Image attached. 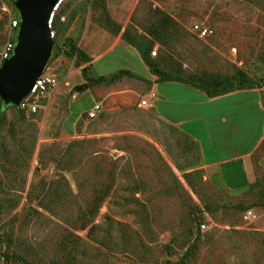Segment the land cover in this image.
<instances>
[{
	"label": "rangeland",
	"instance_id": "1",
	"mask_svg": "<svg viewBox=\"0 0 264 264\" xmlns=\"http://www.w3.org/2000/svg\"><path fill=\"white\" fill-rule=\"evenodd\" d=\"M14 18L0 0V51ZM51 30L56 86L34 113L0 115V264H175L192 245L189 264H264V179L249 157L264 134V0H65ZM149 51L162 71L240 70L260 88L209 99L156 84L138 61ZM120 69L141 80L88 81Z\"/></svg>",
	"mask_w": 264,
	"mask_h": 264
},
{
	"label": "water",
	"instance_id": "2",
	"mask_svg": "<svg viewBox=\"0 0 264 264\" xmlns=\"http://www.w3.org/2000/svg\"><path fill=\"white\" fill-rule=\"evenodd\" d=\"M57 0H13L18 24L10 56L0 65V104L17 108L41 74L52 41L47 20ZM85 85L76 86L81 92Z\"/></svg>",
	"mask_w": 264,
	"mask_h": 264
},
{
	"label": "trees",
	"instance_id": "3",
	"mask_svg": "<svg viewBox=\"0 0 264 264\" xmlns=\"http://www.w3.org/2000/svg\"><path fill=\"white\" fill-rule=\"evenodd\" d=\"M166 33V32H165ZM150 35V34H149ZM152 43L159 41V35L153 36L150 35ZM135 47V46H133ZM150 52V51H149ZM149 52H147L148 56H143L141 53L139 54L140 60L147 67L149 74L154 78V83H179L184 86L190 87L202 93L206 98H214L218 96H222L225 94H229L235 91H248L256 88H260V83L257 79H254L248 76L246 73L235 70L229 75H218L213 73H188L184 76L181 74V70L178 66H172L170 68V72L160 70L157 65L158 62H168V59H165L164 56H159L156 60L155 58H149ZM161 53V52H160ZM67 56H74L75 59L86 60V56L83 52H81L78 48H76L73 44L69 43V51L66 52ZM155 56V55H154ZM84 71V69H83ZM121 77H128L141 80L138 76H135L130 71L125 69H120L110 75L109 77L98 76L96 78L88 79V81L98 84L104 83L106 85H112L116 81H118ZM9 106H2L0 104V115L2 111ZM264 141L256 147V149L250 155V160L252 163V170L255 176V182H259L264 179V174L260 173V168L257 165V159L260 155L264 154L263 150ZM261 172V170H260ZM262 177V178H261ZM185 182L192 187L193 183H200V172L198 170H194L184 174ZM7 237V235H6ZM195 245L189 246L186 251L178 258V261L175 264H189L190 259L193 258Z\"/></svg>",
	"mask_w": 264,
	"mask_h": 264
},
{
	"label": "built area",
	"instance_id": "4",
	"mask_svg": "<svg viewBox=\"0 0 264 264\" xmlns=\"http://www.w3.org/2000/svg\"><path fill=\"white\" fill-rule=\"evenodd\" d=\"M65 0H57L56 4L53 6L50 15L47 20V28L50 32V38L53 37V33L51 30V26L57 11L59 10L60 6ZM18 24V19L14 18L11 20L9 24V29L12 30L14 33L12 34L11 38L8 39L1 51H0V65L3 60L7 59L12 51L14 46V37L16 33V28ZM192 34H194L197 38H204L208 36V32L205 28H202L197 25H192L190 28ZM150 57L155 55L154 51L149 52ZM56 86V80L50 74L44 73V69L42 70L41 74L35 79L32 87L30 88L28 94L24 96L18 103L16 109L24 110L28 113H34L37 109V103L39 100L47 97V95L54 89ZM99 105L93 104V106L87 111V116L93 117L95 112L98 110ZM247 218L250 216V212H246ZM204 226L200 225V229H203Z\"/></svg>",
	"mask_w": 264,
	"mask_h": 264
},
{
	"label": "crops",
	"instance_id": "5",
	"mask_svg": "<svg viewBox=\"0 0 264 264\" xmlns=\"http://www.w3.org/2000/svg\"><path fill=\"white\" fill-rule=\"evenodd\" d=\"M119 9H124V8H123V6H122V8H118V10H113V12H114L113 14H114V16H115V20H113V21L116 22V23H119V21L121 20L120 17L118 16V12H117V11H119ZM138 61H139V63L142 64V62L140 61L139 58H138ZM262 140L264 141V134L260 137V139L257 140V142L255 143V145L253 146L252 150L250 151L251 154H252V152L256 149V147L261 143ZM251 154H249V157H250ZM262 159H263V158L260 157L259 161H257V164H259V168H260V170H261V171H262V170L264 171V167L262 166V163H261ZM214 166H215V168L212 167V168H209L208 170H207V169L205 170V173L207 174V176H208V178H209L210 180H211V177L215 175L214 172H215V171H216V172L219 171V168L217 167V165L215 164ZM251 168H252V163H251ZM244 169H245V171H246V170H248L249 172L251 171L249 167L245 168V166H244ZM245 177H246V175H245Z\"/></svg>",
	"mask_w": 264,
	"mask_h": 264
}]
</instances>
